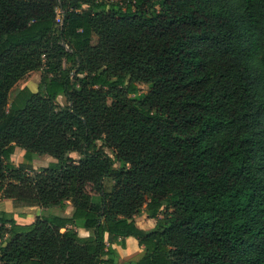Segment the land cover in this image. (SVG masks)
I'll return each instance as SVG.
<instances>
[{
	"label": "trees",
	"instance_id": "trees-1",
	"mask_svg": "<svg viewBox=\"0 0 264 264\" xmlns=\"http://www.w3.org/2000/svg\"><path fill=\"white\" fill-rule=\"evenodd\" d=\"M0 198V264H264V0H0Z\"/></svg>",
	"mask_w": 264,
	"mask_h": 264
},
{
	"label": "crops",
	"instance_id": "crops-1",
	"mask_svg": "<svg viewBox=\"0 0 264 264\" xmlns=\"http://www.w3.org/2000/svg\"><path fill=\"white\" fill-rule=\"evenodd\" d=\"M23 153H24L23 149H21L19 147H15V151H14L11 158L14 160V159H16L15 156H17L16 160H18V162L20 163L23 159ZM44 156H45V158H48V161L55 162V159L53 157H51L49 155H44ZM34 161H37L36 163L38 164V162H39L38 157ZM37 164H33V166H34L33 168H35V170L37 169V167H36V166H38ZM44 167H46V166L44 165V166L39 167V168H44ZM0 210L7 211V212H13V201L11 199H7V198H0ZM22 212H23V214L21 216H17V214H15V217H16L15 219L17 220V222H19L21 224H29L35 220L36 216L39 215L40 208H38L36 206H25V207H23ZM135 223H136L137 227L148 230L154 226L155 220L147 217L146 215H141V216L136 217ZM78 233L81 236L87 235V232L81 228L78 229ZM113 248L115 249V251L118 254L120 264L123 263L124 261H127L130 258L134 257L141 250V248L138 246L136 239L131 237V236L127 237L125 239V247L124 248H122L118 245H113Z\"/></svg>",
	"mask_w": 264,
	"mask_h": 264
},
{
	"label": "rangeland",
	"instance_id": "rangeland-1",
	"mask_svg": "<svg viewBox=\"0 0 264 264\" xmlns=\"http://www.w3.org/2000/svg\"><path fill=\"white\" fill-rule=\"evenodd\" d=\"M58 21L60 20V12H58ZM62 67L66 70H69L70 74H73L74 73V69L72 67V64L70 62H63V65ZM41 70H34V71H31L29 72L28 74H26L22 79H20L10 90L9 92V95H8V99H9V102H11L13 100V98L15 97L16 93L20 90V89H23V88H28L30 89L31 91L33 92H36L37 91V86H38V83L40 81V75H41ZM138 87H139V92L140 93H147L148 90H149V87L147 84L145 83H141L139 82L138 83ZM57 102L59 103V105L62 107L64 105V101L61 97H58L57 99ZM109 102H110V99H109ZM96 146L97 148L99 149H102L105 153H107L108 155L110 156H113V152H112V149H110L105 143L104 141L102 140H98L96 141ZM16 159H17V156H15ZM38 157L39 159V162L38 164L36 163L37 161H34L36 158ZM71 157H73L75 159V161H77L79 159V155L77 153H72L71 154ZM16 159H12L11 160L13 161L14 163V167H17V164L19 163L18 160ZM23 160V159H22ZM52 162V161H48V158H45L44 154H37L35 153L34 154V159L32 161V168H29L30 170L32 171H38L39 167H42V166H47L49 165V163ZM17 163V164H16ZM33 164H37L38 166L37 169L35 170V168H33ZM31 173V172H30ZM14 205H13V212H9V213H13L14 215V218L15 217V212H14ZM7 212V211H5ZM23 213V212H22ZM41 213V209H40V212L39 214ZM17 216H21V215H18Z\"/></svg>",
	"mask_w": 264,
	"mask_h": 264
}]
</instances>
